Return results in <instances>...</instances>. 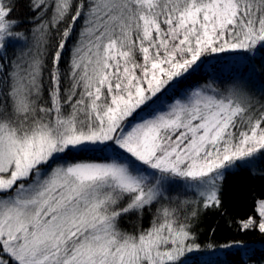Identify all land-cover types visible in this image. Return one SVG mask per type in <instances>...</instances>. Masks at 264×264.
I'll return each mask as SVG.
<instances>
[{
	"label": "snow or ice",
	"instance_id": "1",
	"mask_svg": "<svg viewBox=\"0 0 264 264\" xmlns=\"http://www.w3.org/2000/svg\"><path fill=\"white\" fill-rule=\"evenodd\" d=\"M29 8L22 22L0 0V264H183L225 174L264 156V95L208 84L158 102L202 58L264 48V0ZM176 181L197 199L174 201ZM256 211L241 231L264 234V199Z\"/></svg>",
	"mask_w": 264,
	"mask_h": 264
},
{
	"label": "trees",
	"instance_id": "2",
	"mask_svg": "<svg viewBox=\"0 0 264 264\" xmlns=\"http://www.w3.org/2000/svg\"><path fill=\"white\" fill-rule=\"evenodd\" d=\"M15 2V17L22 22L28 21L33 16L29 8L30 0H15ZM29 27L28 23H23L20 31L28 32ZM81 27L82 22L77 20L73 35L65 46L62 62L64 67H67L69 49L75 42ZM58 39L59 37L53 32L50 43L54 45ZM202 59L204 60L203 65L186 77L180 78L178 84L173 82V85L169 86L170 90L161 94V102H158L160 108L199 82L208 81L212 73L227 65L230 77L251 82L253 88L256 85L260 89L262 93L260 96L264 95V48H258L252 53H227ZM78 158L99 159L100 157L81 156ZM173 184L180 190L175 191L172 188ZM173 184L170 186L168 195L174 201L197 199L192 191L185 190L183 182L176 181ZM221 199L220 210H201L195 225L197 243L200 248L186 253L182 258L183 264H264V234L258 230L241 231L239 229V222L250 216L259 220L256 207L257 200L264 199V156H257L245 165L226 173L222 184ZM149 219V215L144 217V227L148 226ZM134 223L135 217L123 223L122 227L130 229Z\"/></svg>",
	"mask_w": 264,
	"mask_h": 264
},
{
	"label": "rangeland",
	"instance_id": "3",
	"mask_svg": "<svg viewBox=\"0 0 264 264\" xmlns=\"http://www.w3.org/2000/svg\"><path fill=\"white\" fill-rule=\"evenodd\" d=\"M78 36V35H77ZM29 44H30V40H29ZM20 50V47H17V51ZM10 52H11V48H10ZM69 61V60H68ZM229 66H222L219 68V71L212 73V75L208 78V81L206 82H199L197 85H195L194 87L188 89L185 92H182L178 97H174L171 102H168L167 104L163 105L160 109L161 110H166L167 105L174 103V101L176 99H183L185 98L188 94H190L191 91L200 88L204 85H208L211 84L214 87H217L221 90L223 89H227L230 88L234 85L239 84L240 86L244 87L246 90H248L250 93L254 94L255 96L260 95L262 93H260V89H258V87L256 85H254V88L252 87V85L250 83H248L247 81H244L241 78H236V77H230L229 76V72H228ZM257 94V95H256ZM258 97V96H257ZM175 191L180 190V188H177V186L175 184H173V187ZM170 189V188H169Z\"/></svg>",
	"mask_w": 264,
	"mask_h": 264
}]
</instances>
